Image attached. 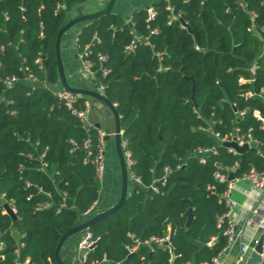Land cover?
Listing matches in <instances>:
<instances>
[{"label":"trees","instance_id":"16d2710c","mask_svg":"<svg viewBox=\"0 0 264 264\" xmlns=\"http://www.w3.org/2000/svg\"><path fill=\"white\" fill-rule=\"evenodd\" d=\"M85 1L0 0V46H5L4 51L0 48L1 75L22 78L9 89L0 80V96L5 97L0 103V191L14 200L17 209L16 220L0 211V241L4 242L0 264H58L54 252L61 236L86 219L82 212L101 195L91 167L82 161L84 151H70V137L86 136L78 121L49 89H32L21 70L27 65L41 80L58 85L57 34L70 19V10ZM171 2L182 12L187 27L178 21L169 24L167 2L159 0L150 22L158 34L151 36L152 46L141 45L132 54L124 51L133 36L131 30L149 32L146 9L132 14L133 27L115 12L81 24L79 43H93L95 76L105 85V96L116 104L125 149L135 162L131 170L143 183H131L123 205L89 228L100 239L86 264L210 262L226 244L224 224L218 225V217L227 209L219 202L226 184L214 178L218 165L237 163L236 175L253 167L264 171V157L256 147L230 153L197 129L214 118L223 120L219 130H231L236 118L231 103L235 102L238 109H247L239 121L242 132L251 129L264 148V129L253 116L254 109L264 114L263 100L243 94L248 88L259 92L264 87V36L257 32L264 29L263 0H245L247 9L238 0ZM251 11L256 13L254 19ZM39 50L45 54L44 71L34 63ZM158 50L166 52L161 60L155 54ZM98 52L107 54V61L98 62ZM253 63L257 65L255 81L239 82L241 77H251ZM102 66L110 68L105 76ZM160 66L169 69L159 70ZM215 145L218 152L204 164L189 155L198 146ZM45 146L48 167L42 170L37 156ZM166 166L172 171L162 185L157 179ZM26 180L30 187L25 186ZM152 184L159 185V192ZM35 185L51 194L53 207L35 210L38 203L50 199ZM209 185H215L216 193L210 194ZM63 200L66 206L57 212ZM130 233L142 240L168 234L170 241L154 244L153 249L142 244L130 252L126 247L132 244Z\"/></svg>","mask_w":264,"mask_h":264},{"label":"built area","instance_id":"2783aa9c","mask_svg":"<svg viewBox=\"0 0 264 264\" xmlns=\"http://www.w3.org/2000/svg\"><path fill=\"white\" fill-rule=\"evenodd\" d=\"M167 2V10L169 11L168 16V23H174L179 22L181 27L186 28L188 25L187 21H184L182 19V12L176 10L175 6L172 4L171 0H165ZM240 6L244 9H247V2L245 0H238ZM264 3V0H263ZM61 4L57 5V8H59ZM21 10L24 11L25 7L21 6ZM147 19L148 22L147 28L149 29V32L147 34H139L136 33L134 30H131V33L133 34L130 42L125 46L124 51L126 54H132L134 53L137 48L141 45H151V36L158 34L159 30L157 27H152L150 22L156 17L157 10L154 6H150L147 9ZM252 19L256 17V13L254 11L250 12ZM6 19L8 18V14H5ZM126 22L131 24L133 27L132 22V15H130ZM41 29L43 28V24H40ZM2 28L0 27V31ZM42 35V33H41ZM23 40V39H21ZM96 43H99L100 40L97 38ZM76 44L78 48L80 49V56L83 60V68L84 72L87 73L89 76L93 78V82L96 84V87L98 91L104 94V88L105 85L95 76L94 72V64L95 60L91 58V55L93 54L94 50L92 48L93 43H85L80 44L79 43V36L76 38ZM4 44H1L0 48L2 51H4ZM196 49H199L198 46H196ZM156 56L161 60L164 55H166L165 51H156ZM108 55L105 53L98 52L96 53V60L100 63H103L107 61ZM26 60L25 57H22V61L24 62ZM34 63L36 64L37 68L41 71H44L46 69L45 64V54L43 50H39L34 58ZM169 69V66H160L159 70H167ZM257 65L253 63L251 67L249 68L251 72L250 78H243L241 77L239 79V82L241 83H253L255 81V74H256ZM21 70L25 72V75L23 77L24 80H26L32 87V89H35L37 86H43L47 89H49L53 96L63 105L67 108V110L71 113V115L78 121L81 129L85 132V137L83 139H78L76 137H70L68 139V143L70 145V151L74 152L77 149H82L84 151L83 156V163L89 166H93L95 168L96 176L95 178L98 180H102L105 172H106V135L107 133L101 128L97 127L96 122L94 121L92 117V104L87 99L86 96H83L79 93L67 90L63 88L60 84L59 86H53L50 84L47 80L43 79L41 80L37 74L32 71V69L27 65H22ZM101 71L103 73V76L107 75L110 72V68L107 66H102ZM22 78L19 77L17 74L2 76L1 75V67H0V80L3 83L4 87L6 89L12 88L17 82H19ZM244 96L247 99L251 98H259L263 100L264 103V87L261 88L259 92L254 90L253 88H248L244 91ZM2 100H5L4 95L0 96V103ZM115 106L116 104L113 103ZM231 107L233 108L236 118L234 119V124L231 130L228 132H222L217 128L218 125L223 124L222 119H214L209 118L207 119V125H200L197 129L211 135L217 142V145H222L227 148L228 152L230 153H239L237 150H235L233 147H229L224 145L225 143L229 142H235L239 146L248 145L249 149L252 147H256L257 154L264 157V148L260 141H258L256 138L253 137L251 133V129H249L247 132H242L241 127L239 125V121L243 119L245 116L247 109H238L237 104L235 102L231 103ZM264 108V104H263ZM197 112V110H195ZM11 114L15 113V110H10ZM198 116L200 114L198 113ZM253 116H255L258 120L261 122V128L264 129V114L259 109L253 110ZM38 143V142H37ZM124 145V151H125V157H126V163L128 167L129 177L131 180H133L137 185L143 186L142 179L140 176L136 175L131 170V166L135 163L134 160L131 157V153L125 149V142L123 141ZM198 146L194 148L189 155H193L197 157L198 161L202 164L206 162V159L211 154H215L218 152V146ZM48 149V146H45L43 152L38 154V159L40 161V168L42 170H46L48 167V162L45 159L46 150ZM29 157H32V154L29 153ZM218 169L214 172V178L219 183H225L226 188L223 190L222 193L219 194V202H224L226 205V211L218 217V225L221 226L224 224L223 228V234L226 236V244L223 247V249L217 253L215 256L212 257L210 262H205L202 264H222L223 263V257L228 248L231 246L233 242H235L239 238V234L237 232L236 227V219L234 218V210L237 207L238 203L233 198V192L235 190H242L240 187L241 183H248L253 188L259 190L262 192L264 189V171H260L257 168L253 167L248 172H245L241 175H236V168L237 163L230 166V165H218ZM20 172L22 173L23 165L20 164ZM171 168L166 166L164 168V175L161 178H158L157 181L160 182L162 185H166L167 182V175L171 173ZM230 174H233L234 176L230 178ZM1 179V176H0ZM32 183L28 180L25 181V186L30 187ZM36 186V185H35ZM37 189L40 192H44L47 197L50 199L45 202H40L35 207V210H43V209H49L55 205V202L51 198V194L49 192H45L42 190L40 186H36ZM151 188L155 192H159L160 187L158 184H152ZM208 190L210 191V194L216 193V187L215 185H209ZM66 193L63 192V195ZM31 196V194H30ZM260 201H258V204L252 208V214L259 218L257 221V228L264 233V210L260 206ZM98 200H95L92 205L82 212V216L86 219L91 217L93 213L96 211L98 206ZM6 206H8L13 213L17 214V209L15 206V202L13 199H7L6 193L3 191H0V211L4 213H8ZM66 206L65 201L63 200L59 204H57V212L61 210L62 207ZM10 215V214H9ZM81 238L78 243V254H79V260L81 264H86V261L89 258L90 253L94 248L97 246V243L100 239L99 236H95L94 233L90 229H86L83 233H81ZM129 236L132 239V244H127L126 247L130 250V252H135L138 250L139 246L142 244L148 245L152 248L154 244H163V243H169L170 236L166 234L164 237H156L152 236L149 239L142 240L140 237H138L134 233H130ZM257 242V240H254L252 243L253 245ZM4 247V242L0 241V251ZM250 249H253V246L251 244H244L243 245V252H248ZM264 257V256H263ZM264 259V258H263ZM104 262L108 263L107 259L104 260ZM94 263V262H92ZM264 263V262H263ZM186 264H191L186 263Z\"/></svg>","mask_w":264,"mask_h":264},{"label":"crops","instance_id":"0c3cea01","mask_svg":"<svg viewBox=\"0 0 264 264\" xmlns=\"http://www.w3.org/2000/svg\"><path fill=\"white\" fill-rule=\"evenodd\" d=\"M125 0H117L113 12L122 14V8H123V2ZM159 0H129L128 2L132 3V10L128 15H123L126 19L132 15L135 11L140 9H147L150 6H154V4ZM107 3L99 4L98 7H96L94 10H90L88 12H83L81 9V4L75 6L70 10V18H74L76 16L82 15V14H88L92 12H96L99 10L104 9L107 6ZM76 10L77 13L75 15H72V10ZM81 30V24L76 25L69 29L62 37L61 42V50L66 51L65 55L67 56V59L74 58L75 60L80 59L82 62L81 71L84 72L83 68V60L80 56V49L78 48L76 44V38ZM264 32V29L261 30ZM258 34L262 35L259 30H257ZM264 36V35H263ZM73 72V67L71 65L70 67V74ZM88 99V98H87ZM92 104V117L94 121L100 124V127L107 133V134H113L114 128H115V120L113 113L111 110L100 100L96 99H88ZM107 168V167H106ZM106 174V172H105ZM104 178V177H103ZM106 189L104 187H99L102 199H98V206L96 209V212L103 211L111 206H113L119 199L120 196V190H121V178L120 174L117 179H114L109 183L105 184ZM241 191L235 190L233 192L234 194H238L242 197V201L239 203L234 197V199L237 201L238 205L234 210V218L236 219V227L237 232L239 234V238L231 244V246L228 248L226 253L223 257V263L222 264H240L244 260L247 259L252 249H250L248 252H243L242 248L244 244H251L253 245L254 240H258L260 237L264 236V233L260 231L257 228V221L259 218L255 217L252 214V208L255 207L258 204V201L261 200L260 206L264 210V189L261 191L253 188L248 183H241L240 184ZM81 238L78 236V238L70 237L67 239V241L64 243L63 248L61 250V257L63 261L66 264H81L79 260V254H77L78 251V243ZM196 264V263H191Z\"/></svg>","mask_w":264,"mask_h":264},{"label":"water","instance_id":"95a60500","mask_svg":"<svg viewBox=\"0 0 264 264\" xmlns=\"http://www.w3.org/2000/svg\"><path fill=\"white\" fill-rule=\"evenodd\" d=\"M117 0H109L107 3V6L99 11L88 13V14H82L79 16H76L74 18H70L58 31L57 38H56V59H57V68H58V74H59V83L60 85L70 91L79 93L83 96H89L96 100L102 101L106 106L111 110L114 116L115 120V128L113 134H107L106 135V141H110L111 139L114 140L115 143V149L119 161V167H120V176H121V190H120V196L118 201L111 207L97 212L93 214L91 217L85 219L84 221L72 226L69 228L64 234L61 236L56 248H55V259L58 264H66L62 257H61V250L63 248L64 243L67 241L68 238L78 234L83 233L86 229H89L93 224H95L97 221L104 219L108 215L114 213L117 209H119L123 203L126 201L127 195H128V189L129 185L131 183H135L133 180L129 177L128 167L126 163V157H125V151H124V145H123V139H122V130H121V122L118 110L116 106L108 100V98L105 96V94L98 91L96 85L94 88H88V87H82L77 85H72L69 83L64 63L62 59L61 54V42L63 35L72 27L88 22L93 21L96 18H99L102 15L110 14L113 12V8L116 4ZM260 31V29H258ZM262 35H264L263 31H260ZM97 127H100V124H96ZM224 145L233 147L238 152H244L249 149L248 145L239 146L235 142H227ZM91 167V171L93 176H96L95 168L93 166ZM234 175L230 174V178H232ZM136 184V183H135ZM7 211L9 212L10 216L13 220L17 219V214L13 213L12 210L6 206ZM188 225L192 219V210L190 209L188 211ZM264 236L260 237L257 242L254 244L252 251L250 252L249 256L246 260L241 262L240 264H263L264 262Z\"/></svg>","mask_w":264,"mask_h":264},{"label":"rangeland","instance_id":"374dc122","mask_svg":"<svg viewBox=\"0 0 264 264\" xmlns=\"http://www.w3.org/2000/svg\"><path fill=\"white\" fill-rule=\"evenodd\" d=\"M109 0H86L84 3L81 4V9L83 12H88L90 10H94L96 7H98L99 4L106 3ZM129 0L122 1L123 2V8H122V14L123 15H128L132 8V3L128 2ZM78 9L72 10V15H75L77 13ZM122 15V16H123ZM65 50H61L62 54V59L64 63V68L66 72L67 79L70 84L72 85H77V86H82V87H88V88H94L95 83L93 82V78L89 76L87 73H83L81 70L82 62L80 59L75 60L73 57L70 59H67L65 55ZM73 67V72L70 74V67ZM60 83H58L57 86H59ZM88 99H94L92 97L86 96ZM106 174L104 175V178L102 180H98L97 184L99 187H104L106 189V183L109 184L113 178L117 179L120 174V167H119V161L115 149V143L114 140L111 139L110 141H106ZM121 178V176H120ZM101 193V192H100ZM239 203L242 201V197L239 196L238 194H234L233 196ZM100 198L102 199V195H100ZM81 233H78L72 237L78 238ZM82 235V234H81ZM78 248V246H77ZM78 254V251H77Z\"/></svg>","mask_w":264,"mask_h":264}]
</instances>
